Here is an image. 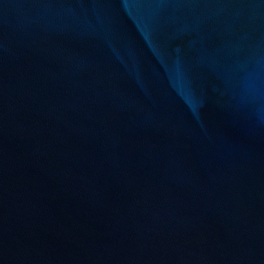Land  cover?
Wrapping results in <instances>:
<instances>
[{
	"label": "water",
	"instance_id": "water-1",
	"mask_svg": "<svg viewBox=\"0 0 264 264\" xmlns=\"http://www.w3.org/2000/svg\"><path fill=\"white\" fill-rule=\"evenodd\" d=\"M0 264H264V0H0Z\"/></svg>",
	"mask_w": 264,
	"mask_h": 264
}]
</instances>
